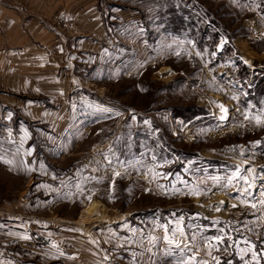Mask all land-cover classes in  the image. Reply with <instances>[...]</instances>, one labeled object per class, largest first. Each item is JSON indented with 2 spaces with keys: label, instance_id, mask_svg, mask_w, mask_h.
Returning a JSON list of instances; mask_svg holds the SVG:
<instances>
[{
  "label": "rangeland",
  "instance_id": "obj_1",
  "mask_svg": "<svg viewBox=\"0 0 264 264\" xmlns=\"http://www.w3.org/2000/svg\"><path fill=\"white\" fill-rule=\"evenodd\" d=\"M101 3L47 17L38 112L0 99L2 264H264V0Z\"/></svg>",
  "mask_w": 264,
  "mask_h": 264
},
{
  "label": "crops",
  "instance_id": "obj_2",
  "mask_svg": "<svg viewBox=\"0 0 264 264\" xmlns=\"http://www.w3.org/2000/svg\"><path fill=\"white\" fill-rule=\"evenodd\" d=\"M101 2L102 0H82L84 9L88 12V24L92 27L96 14L101 23L104 20ZM58 9L57 0H0V99L15 98L10 107L15 108L26 119H29L31 112H38L43 106L37 101L29 102L26 96L42 98L45 95L46 50H50V47L55 50L57 43L56 33L52 25L47 24V17H55ZM51 57L55 59L56 54L50 55L49 61ZM19 95L20 99L17 97ZM20 225V231H25L24 220ZM19 240L13 226L7 227L6 231L2 228L0 264L5 260L7 245L13 242L20 244Z\"/></svg>",
  "mask_w": 264,
  "mask_h": 264
},
{
  "label": "snow or ice",
  "instance_id": "obj_3",
  "mask_svg": "<svg viewBox=\"0 0 264 264\" xmlns=\"http://www.w3.org/2000/svg\"><path fill=\"white\" fill-rule=\"evenodd\" d=\"M198 55H199V53H198ZM221 108H222L223 111L226 112V109H224L222 105H221ZM221 119H224V117L222 116ZM255 119H256L257 124L262 123L260 117H255ZM255 143L256 144H259L260 141H256ZM240 171L241 170H240L239 166H236V171L233 172L231 176L226 177V179L228 180V184L231 185L233 183V180L235 179L237 183H239L240 181H244V183L247 184L249 188H251L252 187V184H250L248 182V177L247 176H244V175H241L240 174ZM248 171H253L254 172V169H249ZM116 175H119V173H116ZM254 178L255 177H253V179ZM213 179L219 180V178H213ZM233 207H235V205H233ZM253 207H255V205H253ZM166 227L167 226H165V228ZM180 234L183 235L182 230L180 231ZM153 239H155V238H153ZM165 239L168 241V244L169 245H175L177 249H179L180 251H183V249H181V247H180V241H178V240H176L174 238H169L167 236H165ZM217 239H221V238L218 237ZM253 258L255 259V253H253ZM181 264H190V261H183L182 260L181 261Z\"/></svg>",
  "mask_w": 264,
  "mask_h": 264
},
{
  "label": "bare ground",
  "instance_id": "obj_4",
  "mask_svg": "<svg viewBox=\"0 0 264 264\" xmlns=\"http://www.w3.org/2000/svg\"><path fill=\"white\" fill-rule=\"evenodd\" d=\"M167 70V69H166ZM162 72V71H161ZM160 76L163 78V79H169L170 77H171V73H166L165 72V74H160ZM89 208H91V207H89Z\"/></svg>",
  "mask_w": 264,
  "mask_h": 264
}]
</instances>
